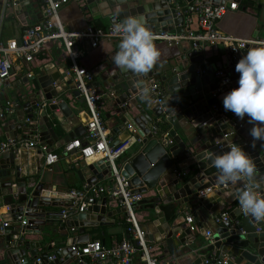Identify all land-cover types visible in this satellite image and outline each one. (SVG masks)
Here are the masks:
<instances>
[{
  "label": "water",
  "instance_id": "95a60500",
  "mask_svg": "<svg viewBox=\"0 0 264 264\" xmlns=\"http://www.w3.org/2000/svg\"><path fill=\"white\" fill-rule=\"evenodd\" d=\"M201 1L221 5L225 2H240V0ZM40 2L41 5L44 4V0ZM84 2L93 16L117 15L119 10L121 19L128 15L138 16L154 34L175 30L177 26L179 27L176 28V32H184L180 27L184 23V18L177 15L167 0H84ZM23 7L24 12L18 19L25 25L29 24L25 17L32 11L29 0H21L19 9L22 10ZM33 7L35 12L39 13L38 5ZM249 7H255L260 11L259 24L260 27L264 25V0H251ZM256 37L257 34L254 38ZM252 46L255 45H246L237 58L229 54L224 71L231 84L226 93L237 86L239 74L235 71V65L247 48ZM179 48L184 53L176 56L171 62L164 60L157 63L149 73L137 75L126 72L113 63L112 57L118 51L117 46L100 68L95 72L91 71L94 77L93 87L102 95L100 102L106 97L113 99L118 107L116 116L110 117L111 122L106 123L113 140L112 145L117 147L130 136L135 139V143L128 149L129 155L124 157L121 163L116 162V166L122 169L120 173L129 181L134 193L143 194L139 208L147 219L146 225L153 229L147 234L149 232L140 224L146 233L145 240L166 254L192 253L195 256L193 264H202L203 260H209V264H216V260L211 256L213 251L217 252L219 258L229 256L227 264H264V221L257 222L251 217H246L239 204L235 206V202L238 201L236 192L242 187L239 185L241 182L235 185L228 184L226 187L219 184L217 170L211 165L207 155L210 152L221 154L233 143L241 145L256 163L255 182L264 196V145L255 142L253 146L249 134L252 125L248 123L247 116L240 119L224 108L216 115L206 109L204 114L196 116V104L206 108L207 104L205 101L202 102V98L205 94L216 91L219 79L214 75L215 67L208 68L203 75L197 73L200 66L196 62H190L189 58L196 56L199 51L185 53L189 48L188 43L182 44ZM67 70L68 63L51 61L38 66L30 77L26 75L17 82H5V92L0 91V100L11 101L15 109L12 114L0 119L6 139H13L17 143L30 140L37 146L36 154H41L43 147H46L43 152L48 153L53 149H60L65 142L67 144L74 140H79L83 147L86 145L84 143L87 139L86 126L79 122L78 113L69 106L67 94L75 98L81 106L84 99L79 96ZM150 78L158 81L163 91L161 99L169 110H174L172 119L164 125L157 122L162 113L161 109L151 103L155 95L150 91ZM145 89L148 91L147 98L142 95ZM132 106L140 112L137 118H132L127 113ZM146 108L151 110L154 118L146 117L148 116ZM56 109H59V112H55ZM209 120H212L213 124H205ZM164 126L170 130V137L173 139V145L168 147L160 140ZM58 127L63 129L64 136L59 137L56 134ZM153 127L159 130L157 134H152ZM68 128L70 129L67 130ZM20 130L22 134L18 133ZM120 133L125 135L120 137ZM18 148L0 154V207L5 206L7 209L5 214L0 215V232L15 237L11 243L9 236L7 237L10 247L0 259V264H82L75 256L73 246L86 244L90 239L88 234L78 235L77 229L112 223V216L116 213L124 215V209L112 208L108 200L102 198L87 213L71 212L68 219L61 222L59 211L47 209L63 207V204L52 201L49 195L51 189L47 188L45 191L44 186L38 184L36 178L22 175L20 165L16 164L15 154L18 153ZM164 154L172 156L177 163L193 157L196 165L189 173L192 175L191 178L180 177L177 173L178 166L173 164L155 181L143 180L151 165ZM78 157L79 154L69 159L74 163L78 178L86 185L98 184L101 179L111 178L110 162L105 158L90 164ZM215 185L218 186V190L213 196L199 195L201 191ZM221 202L226 207H232L230 218L237 221L232 227L220 228L214 222V217L227 209L216 211V206ZM205 212L209 213L208 219ZM190 215L194 216V222L186 224V217ZM18 218L26 220V224L23 225ZM4 223H8V226L2 228ZM191 226L196 228L195 232L190 230ZM69 228L76 230L67 231ZM207 230L212 234L213 243L205 239ZM27 234H39L42 241L49 243V250L52 235L59 238H67L70 235L71 241L56 240L55 259L46 262L49 253L39 256L37 247L40 241L26 239L23 235ZM56 236L55 238H58ZM134 244L136 245V242ZM38 257L42 260L41 263L35 262L34 258ZM162 257H165L164 254ZM138 261L136 255L134 262Z\"/></svg>",
  "mask_w": 264,
  "mask_h": 264
},
{
  "label": "built area",
  "instance_id": "2783aa9c",
  "mask_svg": "<svg viewBox=\"0 0 264 264\" xmlns=\"http://www.w3.org/2000/svg\"><path fill=\"white\" fill-rule=\"evenodd\" d=\"M20 2L21 0H0V26L4 18L11 12L17 14L20 11ZM67 2L68 0H44V4L41 6L42 18L34 23L22 24L19 38L2 39L0 37V82L9 81L13 75L15 62H32L35 55L41 52L49 43L58 40L63 42L68 57L67 74L72 79L79 96L84 99V108L88 117L85 124L87 139L84 140V143L86 145L83 147L79 140H74L65 144L59 153H45L42 166L49 168L57 163L61 157L70 158L79 154L78 159L87 161L90 157L101 154L102 158L110 162L112 176L107 184L85 185L81 191L69 190L67 192L68 200L59 211L61 222H65L71 212L73 214L87 213L102 198H106L109 206L124 209L126 224L125 236L119 242L111 246H105L98 240H89L86 244L73 246L75 256L82 264H162L153 253V244L145 240L146 233L137 220L136 210L139 207V202L143 199V194L134 193L129 181L121 175L122 169L116 166V160L129 147L121 150V147L124 146L123 143H120L117 147L112 145L113 140H111L109 129L100 111L99 102L102 95L97 88L93 87L94 77L91 71L79 64V59L83 54L89 49L96 48L101 40L119 41V37L112 31V25L120 19L117 15H111L109 16V24L106 27L87 25L80 30H67L58 16V10ZM167 2L176 10L178 16L184 18V23L180 25L184 32L178 33L176 30L159 32L154 34V41H161L168 46H181L188 43L191 51H199L202 44L222 45L234 58L238 57L241 49L246 45L264 43V39L261 38L250 40L235 38L219 29L218 22L228 12L237 9V3L235 2L222 5L201 0L186 1V5L183 4L182 0H167ZM19 16L21 15L17 17ZM192 26L196 27L194 32L191 30ZM197 73L203 75L205 69L199 67ZM32 75L27 74L28 77ZM214 75L219 79L215 92L225 94L231 81L226 76L224 68L221 66L217 68ZM149 84L150 91L155 95L151 103L158 105L162 112L157 122L164 125L172 119L174 110H169L163 99H161L163 91L158 85V81L150 78ZM14 111L11 101L0 100V119H3L7 114H12ZM211 111L213 115L219 114L221 106L215 104L212 106ZM151 132L157 134L159 130L153 127ZM160 140L166 147L173 145L169 129L166 128L162 131ZM17 145V142L13 139L0 141V154L13 151ZM42 150L45 151L46 147H43ZM177 173L180 177H186L189 171L179 170ZM239 185L243 186V182ZM210 192L211 188H207L201 191L199 195L205 197ZM18 219L21 220L23 225L26 224V220ZM192 222H194V217L192 215L187 216L186 224ZM214 222L220 228L232 227L237 223V221L231 220L229 209L217 214L214 217ZM7 226L8 223H4L2 228ZM70 230L75 231L76 229L71 228ZM190 230L195 232L196 228L191 226ZM211 236V232L207 230L205 239L209 243H213ZM134 242H136V245ZM136 255L139 259L138 263L134 262ZM211 256L216 260V264H227V260L230 259L229 256L219 258L215 251L211 253ZM54 259V253H50L46 262H51ZM35 262L41 263L42 260L38 257L35 258ZM202 264H209V260H203Z\"/></svg>",
  "mask_w": 264,
  "mask_h": 264
},
{
  "label": "crops",
  "instance_id": "0c3cea01",
  "mask_svg": "<svg viewBox=\"0 0 264 264\" xmlns=\"http://www.w3.org/2000/svg\"><path fill=\"white\" fill-rule=\"evenodd\" d=\"M183 4L186 5V0H182ZM229 3V2H225ZM249 3L251 0H240L237 3V9L234 11L228 12L219 22L218 27L219 29L229 34L235 38L250 40L254 39V36L257 34L258 38L264 39V25L260 27L259 24V14L260 11L257 10L255 7H249ZM30 10L32 9L31 13L26 15V20L28 23H34L42 18L41 14V2L40 0H29ZM38 5L39 13L35 12V7ZM37 8V7H36ZM24 12V7L20 10L17 14L15 12H11L8 16H6L0 26V37L2 39H10V38H19L22 30V23L18 19V15ZM59 19L67 30H80L85 28L87 25H97L106 27L109 24V16H93L90 10L87 8L84 0H68L66 4L61 6L58 10ZM111 16V15H110ZM120 20V15H117ZM24 19V18H21ZM179 26L175 27L178 28ZM260 27L258 33L257 30ZM191 30L194 32L196 27L192 26ZM256 37V38H257ZM158 50L160 51L161 55L158 60V64L164 60H169L170 62L176 57L184 53V51L179 48V46L171 45L168 46L161 41H154ZM186 44V43H185ZM117 40L108 41V40H101L98 46L94 49L87 50L83 56L79 59V64L86 68L88 71L95 72L96 69L100 68L102 64L111 56L114 50L117 48ZM190 48L187 49L186 52H190ZM229 57L228 50L222 45H211V44H202L200 47L199 52L196 56L189 58L190 62L198 64L201 68L205 69V72L210 67H215V69L226 67L227 60ZM55 62V63H68L67 53L64 47V44L61 40L53 41L49 43L41 52L35 55L32 62L25 63V62H15L13 75L9 79L10 83L17 82L27 74H34L37 70L38 66H42L48 62ZM163 85L168 90L167 86L163 83ZM230 86V85H229ZM5 82H0V91H4ZM230 90V89H229ZM5 92V91H4ZM226 94V93H225ZM225 94H218L217 92H211L209 94H205L202 98V102L205 101V106L196 104V116H200L204 114L206 109L211 110L212 106L215 104H219L221 108L223 107V96ZM67 98L69 101V106L78 113L79 122L83 125L86 124L88 121L87 114L85 112L84 104L81 106L78 104L77 100L73 98L69 93L67 94ZM189 100V98H182V100ZM204 103V104H205ZM195 105V104H194ZM100 111L102 113V118L106 123H110V117L116 116V110L118 109L117 105L115 104L113 99H106L103 97L102 101L99 102ZM147 111V118L151 117L154 118V114L146 108ZM55 112H59V109H56ZM132 118H137L140 116L139 110H137L134 106L130 108L127 112ZM109 118V119H108ZM149 120V119H148ZM211 125L213 124L212 120L205 122V124ZM202 126V125H201ZM68 128L67 130H69ZM19 134H22V131H18ZM26 134V133H23ZM56 134L59 137L64 136V131L60 127L56 128ZM125 133H120V137H123ZM4 132L1 128V120H0V141L5 140ZM62 140V139H61ZM135 143V139L133 136H130L123 144L124 146L121 147V150L124 148H130ZM17 150L16 156V164L20 165V170L22 175L29 176L31 178H36L37 183L44 186V190L50 188V198L53 201H59L63 204L68 200L67 192L69 190L81 191L84 186L86 185L85 182L81 181L74 169V163L70 161L69 158L61 157V159L53 164L49 168H44L42 166V160L44 158L45 152L41 154H36L37 146L30 140L22 141L17 143ZM66 144V142H65ZM64 144V145H65ZM49 148V147H47ZM63 147L60 149H53L52 152L59 153ZM128 154V150L123 153V155L116 160L119 164L121 163L122 159L126 157ZM96 158L93 160H87V163H94L102 159L101 154H96ZM176 163V164H175ZM178 166V170L181 171H192L195 168L196 161L194 158H187L183 162L177 163L173 160L172 156L169 154H164L161 156L153 165H151L150 169L144 175L143 180L148 181H155L157 178L161 177L162 174L170 169L172 165ZM192 175H187L185 179L191 178ZM110 178L108 179H101L98 183L99 184H107L109 183ZM211 192L207 194L205 197L213 196L215 191L218 190V186H212ZM55 191H53V190ZM46 191V190H45ZM45 193V192H43ZM238 201L235 202V206H238ZM63 207H50L49 211H60ZM111 207V206H110ZM113 208V207H112ZM222 208H227L230 211L232 207L224 205L222 202L216 206V211L221 210ZM7 209L5 206L0 207V215L5 214ZM137 220L139 224H142L144 228L147 230V234H150L153 229L150 225H146L147 219L144 216V212L140 210L138 207L136 210ZM207 219L208 212H205ZM194 217V216H193ZM23 219V218H22ZM24 220V219H23ZM112 223L98 225L96 227H85L79 228L78 235L88 234L90 240H98L105 246H111L117 242H119L125 236V217L121 213H116L112 216ZM70 231V228L67 229ZM9 236V243L13 241L15 238L13 235H5L3 232H0V259L3 257L5 251L10 247L8 245L7 237ZM26 239L40 241L39 246L37 247L38 255L41 256L44 253H54L56 247L53 245L56 240H68L71 241L70 235L67 238H55L52 235V243L51 249L49 250L48 244L41 240V236L39 234H27L23 235ZM154 248V255L158 258L162 264H193L195 256L192 253H174V254H166L163 253L162 250H159L157 246L153 244ZM164 254L165 257H162ZM29 256V254H27ZM35 259V258H34Z\"/></svg>",
  "mask_w": 264,
  "mask_h": 264
},
{
  "label": "clouds",
  "instance_id": "9594fccd",
  "mask_svg": "<svg viewBox=\"0 0 264 264\" xmlns=\"http://www.w3.org/2000/svg\"><path fill=\"white\" fill-rule=\"evenodd\" d=\"M112 31L119 37L118 51L112 57L117 67L140 75L149 73L158 63L161 53L154 43V33L140 17L128 15L115 22ZM235 71L239 74L237 86L223 96V107L240 119L247 116L252 125L249 134L253 146L255 142L264 145V43L248 47L236 63ZM142 95L148 97L147 89ZM207 155L217 170L219 184L243 182L236 192L242 213L257 222L264 221V196L255 182L257 167L254 159L235 143L221 154L210 152Z\"/></svg>",
  "mask_w": 264,
  "mask_h": 264
},
{
  "label": "bare ground",
  "instance_id": "6f19581e",
  "mask_svg": "<svg viewBox=\"0 0 264 264\" xmlns=\"http://www.w3.org/2000/svg\"><path fill=\"white\" fill-rule=\"evenodd\" d=\"M94 158H96V156L94 155V156H92V157H90L89 158V160H93Z\"/></svg>",
  "mask_w": 264,
  "mask_h": 264
},
{
  "label": "trees",
  "instance_id": "16d2710c",
  "mask_svg": "<svg viewBox=\"0 0 264 264\" xmlns=\"http://www.w3.org/2000/svg\"><path fill=\"white\" fill-rule=\"evenodd\" d=\"M165 129H166V127L164 126V127H163V130H165Z\"/></svg>",
  "mask_w": 264,
  "mask_h": 264
}]
</instances>
